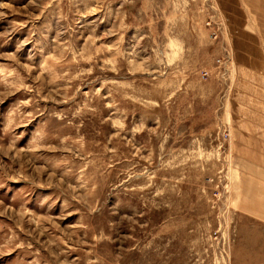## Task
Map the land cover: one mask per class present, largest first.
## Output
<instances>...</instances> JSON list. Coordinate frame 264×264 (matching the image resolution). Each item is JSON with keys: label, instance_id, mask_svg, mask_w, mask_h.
Returning a JSON list of instances; mask_svg holds the SVG:
<instances>
[{"label": "rangeland", "instance_id": "rangeland-1", "mask_svg": "<svg viewBox=\"0 0 264 264\" xmlns=\"http://www.w3.org/2000/svg\"><path fill=\"white\" fill-rule=\"evenodd\" d=\"M0 264H264V0H0Z\"/></svg>", "mask_w": 264, "mask_h": 264}]
</instances>
